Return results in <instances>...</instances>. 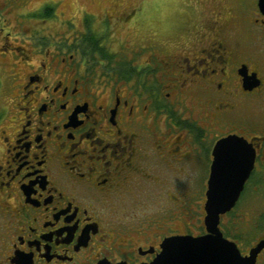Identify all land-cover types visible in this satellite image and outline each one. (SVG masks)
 Wrapping results in <instances>:
<instances>
[{"label": "flooded vegetation", "instance_id": "af4514ba", "mask_svg": "<svg viewBox=\"0 0 264 264\" xmlns=\"http://www.w3.org/2000/svg\"><path fill=\"white\" fill-rule=\"evenodd\" d=\"M157 1L0 0V264H152L207 233L214 171L245 174L224 235L237 208L264 222V0H182L169 26ZM230 135L244 156L216 154Z\"/></svg>", "mask_w": 264, "mask_h": 264}, {"label": "water", "instance_id": "95a60500", "mask_svg": "<svg viewBox=\"0 0 264 264\" xmlns=\"http://www.w3.org/2000/svg\"><path fill=\"white\" fill-rule=\"evenodd\" d=\"M239 140L241 145L233 146ZM244 144V139L227 136L217 143L216 154H232L237 149L238 154L244 156ZM228 179L231 180L229 183ZM244 179V173L212 172L205 202L207 233L168 237L162 244V252L152 264H256L258 254L264 249V238L253 245L248 254H243L237 242L226 237L220 228L221 216L235 206Z\"/></svg>", "mask_w": 264, "mask_h": 264}, {"label": "rangeland", "instance_id": "374dc122", "mask_svg": "<svg viewBox=\"0 0 264 264\" xmlns=\"http://www.w3.org/2000/svg\"><path fill=\"white\" fill-rule=\"evenodd\" d=\"M181 1L182 0H158L150 9L151 16L154 18V21H151V23L159 26L171 25L174 21L175 11L178 8L177 5L181 4ZM190 1L194 3V0ZM103 4L104 0H64V7L68 11L74 10V8L78 7L79 5L87 6L90 10L93 11H99L103 8ZM212 4L213 3H209V5ZM123 33L125 34L126 31L121 30L120 34L118 32L119 36H123ZM128 36L130 35L128 34ZM131 41L133 42L134 40ZM1 79L2 82L0 83V109L7 106L8 103V81L6 76L1 77ZM173 186H167V195L171 190H173ZM238 215L239 209L237 208L236 212L227 216L223 220L222 228L232 230L231 233L233 237L236 238L239 247L243 251H246L249 247L254 245L259 236H261V234L264 232V222L255 221L252 218L246 220L244 217L239 220L240 216Z\"/></svg>", "mask_w": 264, "mask_h": 264}, {"label": "trees", "instance_id": "16d2710c", "mask_svg": "<svg viewBox=\"0 0 264 264\" xmlns=\"http://www.w3.org/2000/svg\"><path fill=\"white\" fill-rule=\"evenodd\" d=\"M123 78H126V76H125V77H123ZM228 232H229V231L227 230V232H226L225 234H228Z\"/></svg>", "mask_w": 264, "mask_h": 264}]
</instances>
